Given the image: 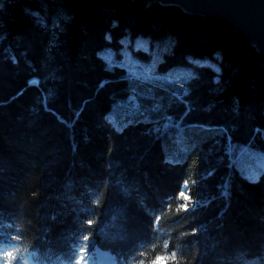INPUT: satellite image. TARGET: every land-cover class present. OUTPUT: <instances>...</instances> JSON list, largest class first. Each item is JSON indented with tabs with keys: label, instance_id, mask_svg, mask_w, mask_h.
Instances as JSON below:
<instances>
[{
	"label": "trees",
	"instance_id": "trees-1",
	"mask_svg": "<svg viewBox=\"0 0 264 264\" xmlns=\"http://www.w3.org/2000/svg\"><path fill=\"white\" fill-rule=\"evenodd\" d=\"M247 143L264 154V53L228 20L0 0L1 263L264 264Z\"/></svg>",
	"mask_w": 264,
	"mask_h": 264
},
{
	"label": "water",
	"instance_id": "water-1",
	"mask_svg": "<svg viewBox=\"0 0 264 264\" xmlns=\"http://www.w3.org/2000/svg\"><path fill=\"white\" fill-rule=\"evenodd\" d=\"M147 2L175 4L186 12L226 19L243 33L257 50L264 53V0H147Z\"/></svg>",
	"mask_w": 264,
	"mask_h": 264
},
{
	"label": "rangeland",
	"instance_id": "rangeland-1",
	"mask_svg": "<svg viewBox=\"0 0 264 264\" xmlns=\"http://www.w3.org/2000/svg\"><path fill=\"white\" fill-rule=\"evenodd\" d=\"M204 61H210V59H203ZM211 129H206L203 133L204 136L210 135ZM170 155V158L181 157ZM233 159L238 167L239 171L247 177L256 176L257 172L264 167V154L263 151L254 143H247L243 146L239 153L234 152ZM101 264H111L110 260H103Z\"/></svg>",
	"mask_w": 264,
	"mask_h": 264
},
{
	"label": "snow or ice",
	"instance_id": "snow-or-ice-1",
	"mask_svg": "<svg viewBox=\"0 0 264 264\" xmlns=\"http://www.w3.org/2000/svg\"><path fill=\"white\" fill-rule=\"evenodd\" d=\"M181 196H182V198L183 199H185V200H189L190 198L188 197V196H185L183 193H181ZM182 207H187V205L185 204V205H183ZM85 239H87V237H85ZM159 259V258H158ZM172 259H175V255L173 254V257H172ZM153 264H156V262H153Z\"/></svg>",
	"mask_w": 264,
	"mask_h": 264
}]
</instances>
